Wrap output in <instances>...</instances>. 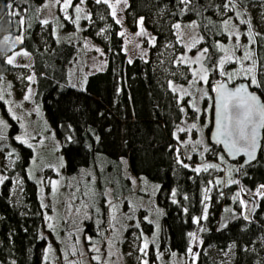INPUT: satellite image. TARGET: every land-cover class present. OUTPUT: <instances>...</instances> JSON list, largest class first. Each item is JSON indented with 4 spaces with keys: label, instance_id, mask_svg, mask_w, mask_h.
I'll return each instance as SVG.
<instances>
[{
    "label": "trees",
    "instance_id": "1",
    "mask_svg": "<svg viewBox=\"0 0 264 264\" xmlns=\"http://www.w3.org/2000/svg\"><path fill=\"white\" fill-rule=\"evenodd\" d=\"M79 1L72 0L66 10L64 0L55 3V17L45 25L37 18L43 0H0V95L5 94V78L11 71L7 58L15 50L26 51L31 56L33 102L42 109L56 139L63 158L65 185L91 178V171L98 175L102 160L119 163L127 159L131 175L144 182L151 205L161 210L156 240L148 244L147 264L157 263L164 252L179 263L181 259L182 264H264V195L257 194L264 185V128L257 160L242 168L239 162L227 161L219 148L210 145L207 134H202L207 151L195 153L186 149L188 158L184 151L181 156L173 146L177 142V125L185 116L194 119L195 112L184 100L178 102L171 88V84H187L190 78L189 64L180 61L185 47L177 37L175 25L179 23L180 29L186 31L192 22L196 33L192 50H209L203 64L209 69L206 117L210 123V83L226 78L219 75L222 52L217 45L227 42L230 29L239 23L237 12L243 11L248 12L251 24L258 29L252 56L260 87L247 83L264 101V0H191L188 5L180 0H127L123 12L127 28L136 31L138 20L143 19V27L154 37L148 59L134 57L131 63L126 59L120 27L108 5L85 0L86 14L77 21L75 8ZM9 4L11 8L7 7ZM258 12L262 17L256 21ZM223 21L229 22L228 28ZM247 25L248 20L239 26ZM74 29L80 31L81 38L97 44L105 60L104 68L84 75L79 86L69 84L68 69L80 42L61 35ZM237 80L247 78L234 81ZM3 114L9 122L7 137L13 148V163L10 167L0 163V176L7 178L0 183V264H46L47 241L42 231L44 211L50 210L49 186L42 198L37 182L27 171L33 150L14 139L20 127L4 110ZM178 157L183 164L187 160L197 164L201 171L184 167ZM203 162L223 168L224 173L215 175V168L204 171ZM17 177L20 195L18 202L13 203L11 192ZM119 180L122 193H128L127 176L119 173ZM217 180L223 183H216ZM239 190L258 195L250 219L240 212L239 199L235 198ZM221 192L227 200L219 205ZM139 223L141 231H151L152 225L145 217L140 216ZM91 225L87 222L85 231L94 234L88 228ZM105 226L102 216L98 241L104 237ZM192 234L198 241L193 260L187 255ZM126 235L129 238L130 229ZM209 250L220 256L212 257Z\"/></svg>",
    "mask_w": 264,
    "mask_h": 264
},
{
    "label": "rangeland",
    "instance_id": "2",
    "mask_svg": "<svg viewBox=\"0 0 264 264\" xmlns=\"http://www.w3.org/2000/svg\"><path fill=\"white\" fill-rule=\"evenodd\" d=\"M110 3L116 5V19H119L120 33L122 38L123 50L127 61L134 57H140L143 60L148 59V51L154 44V37L149 30L143 27V34L141 32V26L138 20V27L136 31H130L124 23L123 12L126 7L124 0H109ZM55 3L56 0H43L38 6L37 18L40 21L51 20L55 17ZM82 11L77 14V17L82 18L86 14L85 0L81 3L78 2ZM252 7V6H251ZM112 11V9H110ZM245 15V16H242ZM237 16L239 19L238 25L232 27L229 31L239 32L240 40L237 41L235 35H232L226 43H222L225 48L230 51H234L236 57H242L245 46H248L247 50L253 52V46L249 39V36L254 37L258 32L257 27L251 24L248 12L238 11ZM261 13H256L255 20L261 19ZM248 25L240 27L241 21L246 22ZM77 27V26H76ZM80 30V26L78 27ZM80 33V31H79ZM77 29L72 32L62 33V38H68L75 43L80 42L78 51L75 58L72 60L68 69V81L71 86H79L80 81L84 75L91 72L98 71L104 64V54L101 48L87 37H80ZM177 37L184 44L185 50L182 52V57L188 61H193L199 55V50H192L196 41V33L194 25L191 22L186 31L183 29L177 30ZM81 40V41H80ZM239 44L237 49L235 45ZM173 45H169V50L172 51ZM190 49V50H189ZM194 49V48H193ZM22 49L15 50L8 58L13 59V63L9 64L11 67L10 74L5 78V91L3 99L0 100V121H3L7 127H0V163L5 167L12 166L13 148L7 137L9 122L3 114V110L8 116L13 118L20 131L15 136V140L20 141L17 137H23L26 141L25 144L31 145L33 150V157L28 165V176L37 182L38 190L41 197L44 198V191L49 186L50 198L49 207L50 210L44 211V225L43 236L47 243L44 252V261L46 264L57 261L60 264H143L146 260V254L140 251L143 248L145 240L149 243H154L158 232V220L160 209L151 205L148 198L149 194L145 189L144 182L137 180L131 175L128 168V161L123 158L119 163H114L106 160H102L98 164V175L91 171V178L81 179V181H74L73 185H65L66 180L62 172L63 158L59 152L56 139L52 132V129L43 116L42 109L35 106L33 102L34 86H33V74L31 70V56ZM225 53L222 52L220 59L224 58ZM7 58V60H8ZM253 60V56H252ZM203 64V58L200 63H191L190 66V78L187 84H171V88L177 89L175 91L176 98L183 95L182 89H186L191 95H184L183 100L187 103V106L191 110V102L194 100L196 106L200 108V112H195V118H185L177 125L176 137H179L180 141H185L184 144L180 142L174 143L180 151V155L185 156L186 149L191 152H201L204 150L203 135L207 134L209 119L208 107H209V85L203 81L199 83H192L195 79L193 77V71H197ZM219 65V62H218ZM251 65L250 61L244 62V67ZM225 70L228 72H236L237 75L229 81L231 83L238 78H246L245 74L240 71L241 65L239 63L228 62L225 64ZM32 79L29 80L28 78ZM222 80L219 78L220 81ZM216 81V82H217ZM247 82L251 83V76H247ZM212 82L210 83V105H211V91ZM207 92V95H204ZM28 99H25V97ZM180 102V101H179ZM182 102V101H181ZM192 123L198 125V129H193L191 134L187 132H179L178 128H186ZM177 139V138H176ZM191 139L193 142L196 140L202 141L201 144L187 143ZM213 154V153H212ZM186 164L195 169L199 166L192 162L186 161ZM206 162H203L205 165ZM215 175H222L224 169L215 168ZM93 172V173H92ZM119 173L121 176H127L129 179V192L123 194L121 190V182L119 180ZM59 181V188L55 195L52 194V188L50 181ZM73 182V181H72ZM140 190V193L138 192ZM147 192V193H143ZM238 199L240 204V212L245 215V209L248 207L246 198L253 197L258 201V195L256 193H247L241 190ZM20 195V180L18 177L15 179V186L11 192V201L17 203ZM209 200V197H207ZM227 200V197L223 192L219 194L218 204L221 205ZM245 203L242 205L240 201ZM111 201V204L108 203ZM87 205V207H86ZM115 206V211H113ZM79 210V211H77ZM142 210L145 213L142 214ZM141 211V212H140ZM105 219V234L102 240L96 239L101 217ZM145 217L146 220L151 223L152 229L148 233L141 231L139 218ZM48 217H51L49 220ZM91 222L92 225L88 227L93 230L94 234H90L85 229L87 228V222ZM53 225V228H49V224ZM138 225V226H137ZM127 229H130L129 238L126 235ZM100 231V230H99ZM50 246V250H49ZM198 247V241L193 238L188 250V257L194 259L192 253H196ZM147 253V250H146ZM212 257L220 256L213 250L208 252ZM151 264H182L178 259L173 260L169 253L164 252L162 257L158 258V262H152Z\"/></svg>",
    "mask_w": 264,
    "mask_h": 264
},
{
    "label": "snow or ice",
    "instance_id": "3",
    "mask_svg": "<svg viewBox=\"0 0 264 264\" xmlns=\"http://www.w3.org/2000/svg\"><path fill=\"white\" fill-rule=\"evenodd\" d=\"M84 0H81V3H83ZM119 2V0H117ZM230 2V0H229ZM56 3H60V0H56ZM96 3H105L108 5L111 11V15L113 18H116V5L109 2V0H96ZM124 3L127 4V0H124ZM181 4L188 5L191 3V0H180ZM72 6V0H64L63 8L66 10L69 7ZM7 7L11 8L12 5L9 4ZM225 8L228 7V4L224 5ZM76 13H80L82 9L77 6L75 8ZM15 15L20 16V12H16ZM65 16L67 19H71L67 16V13H65ZM89 18L90 17H86ZM79 17H77L78 21ZM20 24L24 23V20L21 19ZM76 22V21H73ZM42 24H48V20L41 21ZM116 23L119 24L121 21L119 19H116ZM143 19H140L139 24L141 26V32L138 34H143ZM241 23H244V21H241ZM223 24L225 28H228L229 22L223 21ZM175 28L179 30L181 28V25L177 23L175 25ZM123 35V33H120ZM230 38L232 35H235V38L237 41L240 40V34L239 32H231ZM249 39L251 43H255V39L252 36H249ZM17 40H21L20 37H17ZM221 52L225 53L224 58L219 60L218 65V71L219 75L222 77H226L227 80L231 81L234 76L237 75L236 72H228L225 70V64L228 62L231 63H239L241 65L240 71L245 74V77L251 76V85H255L256 87H260V84L257 83V79L255 76V61L252 60V53L251 51L247 50L248 46H245V51L243 53L242 57H236L234 51H230L229 49L225 48L223 45L218 44L217 45ZM240 45L236 44L235 48H239ZM190 50V49H189ZM209 50L208 48H204L200 51L199 55L196 57L193 61H188L186 58L181 57L180 61L184 63H200L202 58L204 57V54L207 53ZM24 55H27V53H24ZM12 58H8L7 62L9 64L13 63ZM250 61L251 65L248 67H244V62ZM132 61L129 60V63ZM208 68H205L201 64V68L197 71H193V77L195 78L192 83H199L200 81H203L205 84L208 83ZM29 80L32 78L29 77ZM171 84V82H169ZM173 91H177V89L173 88ZM183 92V95H180L178 97V102L182 101L184 98V95H191V93L187 92L186 89L181 90ZM212 91L215 92L216 100H215V135L217 143H220L224 146V149H226L233 157H235L238 153L244 152L249 157H253L257 148V139L259 135V130L264 128V104L261 103L260 99L257 97L255 93H251L248 91V88L244 85H240L238 87H235V89H230L227 87L225 83H222L220 81L216 82V86L212 88ZM204 95H207V92H204ZM3 99V96L0 95V100ZM25 99H28L26 96ZM192 109L199 113L201 110L196 106L195 101L193 100L190 104ZM181 111L184 112L185 109L181 108ZM0 127H7V125L4 124L3 121H0ZM193 129H198V125L196 123H192L186 128H178L179 132H187L189 135L191 134ZM2 138V137H0ZM178 142L181 144H184L185 141H180L179 137H176ZM18 140H20L21 143H26V141L23 139V137H17ZM187 143H195V144H201L202 141L196 140L192 141L189 139ZM31 147V145H29ZM205 151L208 149L205 148ZM190 158V157H189ZM219 159L221 162H223V156H220ZM178 163H181L184 167H188L187 164H183V161L179 159L178 157ZM209 168H217V165L215 164H206L203 167L204 171H207ZM197 172L201 171V168H195L194 169ZM219 170V169H218ZM231 175V170L229 171V176ZM7 179L6 177L0 176V183H3V181ZM230 183L233 181H229ZM238 183V181H235ZM216 183H223V181L217 180ZM51 188H52V194L55 195L59 188V181H50ZM257 194L264 195V185H261L259 189H257ZM175 195V193H173ZM240 193H236V197L238 198ZM207 198V197H206ZM175 202V201H173ZM109 204H111V201H108ZM240 203L243 205L245 202L243 200L240 201ZM42 207H48V205H42ZM87 207V205H86ZM79 211V210H77ZM113 211H115V206H113ZM206 218V216H205ZM50 220L51 217H48ZM199 223V220L196 221ZM138 226V225H137ZM48 227L51 229L53 228V225L50 223ZM193 238H195L194 234ZM148 248V242L145 240L143 248L140 249L142 253L146 254V250ZM50 250V246H49ZM189 252L191 253L192 250L189 249ZM193 257L195 258L196 253H192ZM143 264H147V260L143 262Z\"/></svg>",
    "mask_w": 264,
    "mask_h": 264
},
{
    "label": "water",
    "instance_id": "4",
    "mask_svg": "<svg viewBox=\"0 0 264 264\" xmlns=\"http://www.w3.org/2000/svg\"><path fill=\"white\" fill-rule=\"evenodd\" d=\"M220 82L225 83L227 87L230 89H235V87H238L240 85H244L245 87L248 88V91L251 93H255L257 97L260 99L261 103L264 104V101L259 93H257L255 90H252L247 81L245 80H237L232 83H228L225 79L220 80ZM216 86V82L212 84V88ZM216 93L211 91V110H210V127L207 133V141L210 145L217 147L220 149L222 154L224 155L225 159L229 162H239L238 166L239 168H242L246 165H249L253 162H255L258 158V154L261 148V140H262V131L263 128L259 130V135L257 139V148L255 151V154L253 157H249L246 153L241 152L238 153L235 157H233L226 149H224V146L220 143H217L216 140V129H215V100H216ZM246 201L248 203V207L245 209V219H250L254 210L257 207V200L253 197H248L246 198Z\"/></svg>",
    "mask_w": 264,
    "mask_h": 264
},
{
    "label": "crops",
    "instance_id": "5",
    "mask_svg": "<svg viewBox=\"0 0 264 264\" xmlns=\"http://www.w3.org/2000/svg\"><path fill=\"white\" fill-rule=\"evenodd\" d=\"M103 68H104V64H103L102 68H101V69H99V70H102ZM99 70H98V71H99Z\"/></svg>",
    "mask_w": 264,
    "mask_h": 264
}]
</instances>
